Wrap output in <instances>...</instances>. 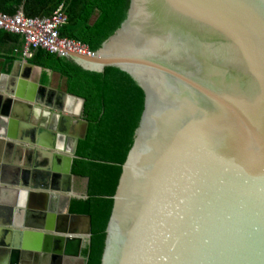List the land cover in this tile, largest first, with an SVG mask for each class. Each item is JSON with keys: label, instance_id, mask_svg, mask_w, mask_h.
I'll return each mask as SVG.
<instances>
[{"label": "water", "instance_id": "95a60500", "mask_svg": "<svg viewBox=\"0 0 264 264\" xmlns=\"http://www.w3.org/2000/svg\"><path fill=\"white\" fill-rule=\"evenodd\" d=\"M64 56L88 70L120 67L145 93L101 264H264V0H130L97 51ZM23 64L37 66L17 60L0 87L1 144L16 145L20 124L38 129L29 116L41 113L36 143L49 157L26 168L10 162L18 176L0 179L20 186L0 190L19 193L17 205L27 209L24 224L4 229L0 264H48L49 256L87 264L91 215L69 210L72 198L88 196L85 183L75 192L72 172L88 127L85 99L41 85L49 89L44 107L22 101L33 100L26 85L40 87L15 79ZM37 170L40 178H30Z\"/></svg>", "mask_w": 264, "mask_h": 264}, {"label": "trees", "instance_id": "16d2710c", "mask_svg": "<svg viewBox=\"0 0 264 264\" xmlns=\"http://www.w3.org/2000/svg\"><path fill=\"white\" fill-rule=\"evenodd\" d=\"M129 1L0 0V11L7 15L22 11L27 17H43L62 7L67 23L60 27L59 34L97 51L125 19ZM23 42L19 34L0 29V46L12 43L15 50L21 51ZM16 56L11 53L6 60L13 62ZM28 61L59 73L63 89L85 99L83 118L88 127L86 136L77 143L72 172L76 178H88V196L72 198L69 210L91 215V244L85 251L89 254L87 264H101L113 197L144 108V90L117 66H107L104 71L88 70L43 48L34 49Z\"/></svg>", "mask_w": 264, "mask_h": 264}, {"label": "crops", "instance_id": "0c3cea01", "mask_svg": "<svg viewBox=\"0 0 264 264\" xmlns=\"http://www.w3.org/2000/svg\"><path fill=\"white\" fill-rule=\"evenodd\" d=\"M13 46L14 44L9 43L3 46H0V87L6 83H8V81L10 80V78L8 79L7 75L10 73L12 67L14 66L15 62L19 59H24L22 57V55L19 56V54L21 53V51L15 50V46H14V51L13 50ZM17 54L16 58L13 59V62H9L6 60V57H8V55L10 54ZM14 75H15V79L20 80V79H24L26 80V82H31V83H36L38 84L40 87L38 89H33V91H30V87H28L26 85V89H25V95H29L31 97H33L32 101L29 100H25L22 99V101L24 102H30V104L36 106H42V103L45 102V98L44 95L47 92V89L44 90V88L41 85H44L45 87H49L50 89H55V88H59L61 89L60 84L63 82V79L61 78V75L57 72H54L52 70L49 69H44L42 67H38V66H34L31 67L30 69H28L26 67V65H19L18 67H16L15 71H14ZM55 82H57V84H55ZM10 84V81L9 83ZM63 87V85H62ZM49 90V89H48ZM41 91V92H40ZM44 92V93H42ZM0 94L2 96L5 95V92L0 90ZM43 94V95H42ZM5 100L3 99V97H0V108L4 106ZM22 114L24 112V108H22L21 110ZM27 111L25 110V116L27 115ZM40 114V115H39ZM37 115H33L32 112L30 113L29 119H32V124L37 126L39 129V124L42 122L41 119V113H39ZM28 117V115H27ZM28 119V122H29ZM25 122V120L23 121ZM45 123L48 125L49 120L47 119L45 121ZM71 125V123H70ZM1 126V125H0ZM20 128L18 127L17 129V133L19 134L20 138L17 140H14L16 145L15 146H11L9 144H1V142H3L2 140H0V179H3V175L8 176V181L10 180V178L18 176L15 172V170L13 169H7L8 167H10V162L13 164H19L21 160H23V163L20 165L19 167H23L26 168L25 165L27 164L28 161L30 162H35L38 164L40 162H43L45 160L48 159V155H44L41 152L42 151H48V148H45L44 146H39L37 142V138L38 135L40 134L41 130L38 129H30L29 127H25L24 124H20ZM24 126V127H23ZM77 124H72L69 128L70 131H74L77 130ZM48 130L52 133V131H54V128H49ZM75 132V131H74ZM33 134V136H32ZM51 136V135H50ZM50 136H48V140L50 142ZM52 138V137H51ZM10 139V138H7ZM47 142V143H49ZM54 142V141H53ZM52 141L50 142V144L53 143ZM52 158V162L51 163H55V158ZM41 167V166H40ZM32 168V167H31ZM39 170L33 172V174L31 173L30 178L33 179H39L41 174H38ZM34 173H36L37 175H34ZM45 173V172H42ZM19 176H22V173H18ZM20 179L19 177L17 178V180ZM46 179V178H45ZM79 181L81 179L76 178V176L73 178V188L75 190V192L81 193L83 192V189L81 191H79L77 189L78 185H76V180ZM21 180V179H20ZM23 180V179H22ZM78 183V182H77ZM3 185V186H2ZM0 187H9L12 188L13 187H20V186H15L13 183H6V182H0ZM1 189V188H0ZM8 193H4L0 190V240L1 241H5L8 237V233H6L4 231V229H7L9 227H13L11 224L12 223H25L26 219H27V214H26V207L22 208L19 205H17V203L19 202V193L16 195H9V196H3L6 195ZM27 198V197H26ZM29 204L30 201L29 199H27ZM19 206V207H17ZM37 206V205H35ZM33 209V208H30ZM26 210V211H25ZM76 227H77V221L72 220L69 224V228L70 231H74V233L70 232L71 236H75V232H76ZM19 229V228H18ZM22 241V240H21ZM70 245H73V243L69 242ZM42 244L40 245V249H41ZM53 250V249H52ZM52 253V252H50ZM49 253V254H50ZM1 255V253H0ZM1 259V258H0ZM34 264V263H33ZM38 264H42L41 262ZM48 264H54V262L51 259V256H49V262Z\"/></svg>", "mask_w": 264, "mask_h": 264}, {"label": "built area", "instance_id": "2783aa9c", "mask_svg": "<svg viewBox=\"0 0 264 264\" xmlns=\"http://www.w3.org/2000/svg\"><path fill=\"white\" fill-rule=\"evenodd\" d=\"M62 9L59 7L52 15L43 17H27L22 11L15 15L0 11V29L19 34L23 38L21 55L24 59L31 57L37 48L66 55V51L88 47L59 34L60 27L67 23V15Z\"/></svg>", "mask_w": 264, "mask_h": 264}, {"label": "rangeland", "instance_id": "374dc122", "mask_svg": "<svg viewBox=\"0 0 264 264\" xmlns=\"http://www.w3.org/2000/svg\"><path fill=\"white\" fill-rule=\"evenodd\" d=\"M55 84H57V82H55ZM59 87H61V89H63V87H62V83L60 84ZM83 111H84V108H83ZM81 118H83V112H82V116H81ZM75 180H76V179H75ZM77 182H78V183H77ZM84 183H85V179H84V178L81 179V180H79V181L76 180V185H78L77 189H78L79 191H81L82 189H84Z\"/></svg>", "mask_w": 264, "mask_h": 264}, {"label": "bare ground", "instance_id": "6f19581e", "mask_svg": "<svg viewBox=\"0 0 264 264\" xmlns=\"http://www.w3.org/2000/svg\"><path fill=\"white\" fill-rule=\"evenodd\" d=\"M74 131H76V130H74ZM63 178H65V180H67L65 176H63ZM65 180H64V183L66 184L67 181H65ZM23 260H24V259H23Z\"/></svg>", "mask_w": 264, "mask_h": 264}, {"label": "flooded vegetation", "instance_id": "af4514ba", "mask_svg": "<svg viewBox=\"0 0 264 264\" xmlns=\"http://www.w3.org/2000/svg\"><path fill=\"white\" fill-rule=\"evenodd\" d=\"M64 90V89H63Z\"/></svg>", "mask_w": 264, "mask_h": 264}]
</instances>
